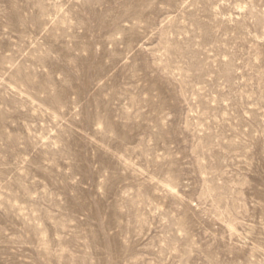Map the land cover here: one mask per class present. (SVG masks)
<instances>
[{
	"label": "rangeland",
	"instance_id": "1",
	"mask_svg": "<svg viewBox=\"0 0 264 264\" xmlns=\"http://www.w3.org/2000/svg\"><path fill=\"white\" fill-rule=\"evenodd\" d=\"M0 264H264V0H0Z\"/></svg>",
	"mask_w": 264,
	"mask_h": 264
}]
</instances>
